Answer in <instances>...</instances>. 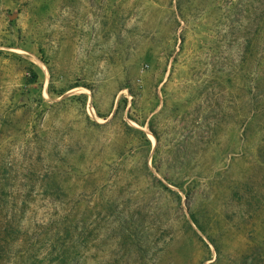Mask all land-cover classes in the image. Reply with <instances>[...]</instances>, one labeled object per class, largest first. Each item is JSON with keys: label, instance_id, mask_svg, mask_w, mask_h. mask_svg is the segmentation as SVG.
<instances>
[{"label": "rangeland", "instance_id": "rangeland-1", "mask_svg": "<svg viewBox=\"0 0 264 264\" xmlns=\"http://www.w3.org/2000/svg\"><path fill=\"white\" fill-rule=\"evenodd\" d=\"M0 264H264V0H0Z\"/></svg>", "mask_w": 264, "mask_h": 264}, {"label": "trees", "instance_id": "trees-1", "mask_svg": "<svg viewBox=\"0 0 264 264\" xmlns=\"http://www.w3.org/2000/svg\"><path fill=\"white\" fill-rule=\"evenodd\" d=\"M146 166V165H145ZM146 169V171L149 173V171H148V168L146 167L145 168ZM157 169H159L158 167H157ZM149 175H150V173H149ZM151 177H152V175H151ZM166 177V176H165ZM153 178V180L155 181V182H157V183H159L154 177H152ZM188 195H186V197H187Z\"/></svg>", "mask_w": 264, "mask_h": 264}]
</instances>
